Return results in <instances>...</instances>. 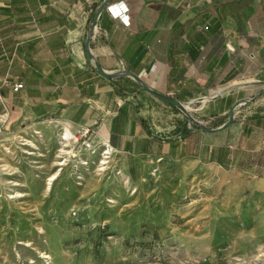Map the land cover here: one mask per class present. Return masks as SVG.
Instances as JSON below:
<instances>
[{"label":"crops","instance_id":"0c3cea01","mask_svg":"<svg viewBox=\"0 0 264 264\" xmlns=\"http://www.w3.org/2000/svg\"><path fill=\"white\" fill-rule=\"evenodd\" d=\"M104 1L0 0V109L10 126L33 129L54 119L71 133L89 127L97 145L108 140L143 165L171 160L230 170L264 187V111L247 110L264 95V0H109L129 7L130 23L105 8L93 26ZM90 34L91 52L112 78L89 57ZM133 74L151 89L200 103L208 119L226 121L239 102L235 119L186 135L175 122L157 125L145 115L153 100L141 108L127 93L159 99ZM6 80L24 87L14 91Z\"/></svg>","mask_w":264,"mask_h":264},{"label":"rangeland","instance_id":"374dc122","mask_svg":"<svg viewBox=\"0 0 264 264\" xmlns=\"http://www.w3.org/2000/svg\"><path fill=\"white\" fill-rule=\"evenodd\" d=\"M127 93L141 108L153 100L145 115L157 125L195 124L148 92ZM256 100L248 111H264ZM187 106L207 127L226 119ZM63 129L49 119L15 130L0 109V264H264L262 183L115 151L102 163Z\"/></svg>","mask_w":264,"mask_h":264},{"label":"water","instance_id":"95a60500","mask_svg":"<svg viewBox=\"0 0 264 264\" xmlns=\"http://www.w3.org/2000/svg\"><path fill=\"white\" fill-rule=\"evenodd\" d=\"M109 0H105L104 2L101 3V5L98 7L97 11H96V14H95V17H94V20H93V26H96L97 24V21H98V17L100 15V13L105 9L107 8V6L109 5ZM91 39H92V34H90L86 40V50H87V53L89 55L90 58H92L94 61H95V65H96V68L97 70L100 72V74H102L103 76L105 77H108V78H112L115 74L112 73V72H106L102 66L99 64V62H97V60L95 59L93 53L91 52V48H90V44H91ZM133 76L141 83V85L147 90L149 91L151 94H153L154 96H156L157 98L163 100L164 102L170 104L171 106H174L176 108H178L183 114H185L187 116V118L191 121V122H194L196 124H199L201 125L203 128L207 129L208 131H218V130H222L226 127H228L235 119V109L237 108V106L239 105V102L236 103L233 108L231 109L230 113H229V116L227 118V120L225 122H223L222 124H220L219 126L217 127H214V128H210V127H207L203 124H201L199 121H197L194 116L192 115V113L190 112L188 106H187V103L177 99V98H174L168 94H165V93H162V92H159L157 90H154V89H151L149 88L148 86H146L145 84H143V82L140 80V78L136 75V74H133Z\"/></svg>","mask_w":264,"mask_h":264},{"label":"built area","instance_id":"2783aa9c","mask_svg":"<svg viewBox=\"0 0 264 264\" xmlns=\"http://www.w3.org/2000/svg\"><path fill=\"white\" fill-rule=\"evenodd\" d=\"M107 9L111 12V14L115 18H120L124 23L129 24L130 23V16H129V7L124 2L119 3H113L109 4L107 6ZM6 85H9L12 87L14 91H19L24 87L23 81L18 82H11L6 80ZM190 128V126H189ZM93 132L89 127L83 128L80 132H77L74 134H70L69 136H65V133L62 135L63 140L70 139L71 141L75 140L74 142L79 141V139H82L83 144L85 147L90 151L91 153L96 152L98 149L101 150V156L102 158H109L111 155V152L114 151L113 146L108 140H103L101 144H96L94 142V138L92 137ZM73 142V143H74ZM87 163L88 161H84Z\"/></svg>","mask_w":264,"mask_h":264},{"label":"trees","instance_id":"16d2710c","mask_svg":"<svg viewBox=\"0 0 264 264\" xmlns=\"http://www.w3.org/2000/svg\"><path fill=\"white\" fill-rule=\"evenodd\" d=\"M172 107H173L174 110L180 111L178 108H176L174 106H172ZM222 123H223V120L220 121L219 123H217V125H220ZM195 128H197V129H205L201 125H198L196 123L191 125V127L189 128V124H188V122H186L182 126H181V124H177L175 132L181 131L182 133H184V135H186L187 133H189L191 130H193Z\"/></svg>","mask_w":264,"mask_h":264},{"label":"bare ground","instance_id":"6f19581e","mask_svg":"<svg viewBox=\"0 0 264 264\" xmlns=\"http://www.w3.org/2000/svg\"><path fill=\"white\" fill-rule=\"evenodd\" d=\"M64 130V129H63ZM63 133V132H62ZM64 133H65V136H69L70 134H74V133H71L70 131H68V130H66L65 129V131H64ZM63 133V134H64ZM66 141H71L70 139H67ZM75 140H73V142H74ZM106 159H107V157H105V158H103V160H102V163H105L106 162ZM55 177H56V174H54V175H52L51 177H49L48 178V184L49 185H51L52 184V182H53V180L55 179Z\"/></svg>","mask_w":264,"mask_h":264}]
</instances>
